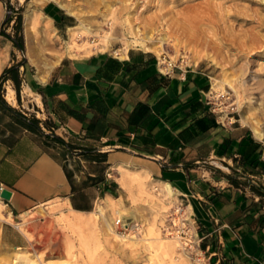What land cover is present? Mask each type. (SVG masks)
Masks as SVG:
<instances>
[{
  "label": "crops",
  "instance_id": "obj_1",
  "mask_svg": "<svg viewBox=\"0 0 264 264\" xmlns=\"http://www.w3.org/2000/svg\"><path fill=\"white\" fill-rule=\"evenodd\" d=\"M7 5L0 0V194L10 196L0 195V218L57 199L90 211L137 172L178 191L213 261L264 264V195L244 181L264 185V143L215 111L206 76L168 71L141 47L66 55L38 70L2 32ZM49 14L66 24L61 9Z\"/></svg>",
  "mask_w": 264,
  "mask_h": 264
},
{
  "label": "rangeland",
  "instance_id": "obj_2",
  "mask_svg": "<svg viewBox=\"0 0 264 264\" xmlns=\"http://www.w3.org/2000/svg\"><path fill=\"white\" fill-rule=\"evenodd\" d=\"M59 1L81 15L68 13L55 0H7L12 19L5 32L13 34L14 20L21 13L24 54L34 68L51 67L58 62L56 54L61 58L84 51H120L161 41L160 59L164 56L174 62V68L201 71L215 111L247 124L253 132L257 129L259 134H254L264 143V0ZM57 9L66 16V24L59 27L48 16ZM27 11L39 20L35 35L42 44L31 56L25 46ZM44 15L50 22L48 30L40 26ZM92 41L99 46L92 48ZM67 42L73 45L69 52ZM127 174L131 184H118L114 196L100 197L90 211L80 212L84 218L80 226L67 224L64 216L75 213L59 199L16 215L10 222L0 218V264H217L196 236L190 237L189 245L180 237L181 245L169 255L163 253L156 238L169 241L172 235H181L173 219L174 202L178 204L181 196L176 194L174 202L164 205L153 190V179L137 172ZM138 180L147 182L139 186ZM99 204H103L102 213L97 210ZM116 213L138 223V228L122 234L133 242L122 244L118 239L121 233L112 224ZM107 222L113 232L107 230Z\"/></svg>",
  "mask_w": 264,
  "mask_h": 264
},
{
  "label": "bare ground",
  "instance_id": "obj_3",
  "mask_svg": "<svg viewBox=\"0 0 264 264\" xmlns=\"http://www.w3.org/2000/svg\"><path fill=\"white\" fill-rule=\"evenodd\" d=\"M55 1H57V3H58V5L59 6H61V7H63L64 9H66L67 11H68V13H71V14H75V15H77L78 17L81 15L79 12V10H77V11H74V10H72L71 8H69V6H67L66 4H64V3H62L61 1H59V0H55ZM73 7V6H72ZM79 11V12H78ZM35 17V15H34V13L32 12V11H27L26 13H25V25H26V27H25V46H26V53H28V55L29 56H31V54H32V52L34 51V48H42V44L41 43H39V40H40V38H39V40H38V36L36 37V35H35V32H36V29H37V23L39 22V20H37V18H34ZM38 17H40V16H38ZM42 18V19H41ZM44 18H46L45 17V15L44 16H41L40 17V19L42 20L41 21V23H40V26H41V28L42 27H44V28H46L45 30H48L47 28L48 27H51L50 26V22H48V20L46 21ZM48 19V18H47ZM183 20V19H182ZM39 24V23H38ZM39 28V27H38ZM75 28V26H70L69 27V29H74ZM49 29H51V28H49ZM200 33V32H199ZM50 36V35H49ZM48 36V37H49ZM56 35L54 34V33H52L51 34V37L53 38V37H55ZM150 37H152V36H148V39L150 38ZM153 38V37H152ZM151 39V38H150ZM158 40V39H157ZM160 40H165V38L164 37H161V39ZM159 40V41H160ZM43 42V41H42ZM65 42V41H64ZM156 42V41H155ZM158 42V41H157ZM163 42H161L160 41V44H158V45H156V46H153V41L152 40H150L149 41V43L146 41V43H144V42H142L141 43V45H143V48L144 49H146V50H155L156 52H158V51H160V49L163 47V46H161V44H162ZM89 45L92 47V48H97L98 46H99V43H96V42H94V41H92V42H90L89 43ZM160 46H161V48H160ZM65 48H66V51H71L72 50V48H73V45L71 44V43H69V42H67L66 43V46H65ZM163 49V48H162ZM40 51V50H39ZM117 52L119 51V50H116ZM120 51H121V49H120ZM66 53V52H65ZM162 52L160 51V53L158 54V56L161 54ZM56 56H58L57 57V61L60 59V54H56ZM206 56V55H205ZM160 58V57H159ZM170 63V60H165V59H163L162 58V60L160 61V64L162 65L163 63ZM172 62V61H171ZM46 67H50L49 65L48 66H46ZM13 92V91H12ZM11 93L10 92H8V96L7 97H9V99L11 98ZM13 98V97H12ZM254 133H256V134H259V131L257 130V129H255L254 128ZM120 178H123V177H120ZM122 181V180H121ZM124 181V180H123ZM122 181V182H123ZM123 184H124V182H123ZM122 184V185H123ZM126 184V183H125ZM139 186H142V184L141 183H139ZM144 187V186H143ZM153 190H157L158 192H159V195L162 197V198H158V199H160V201H161V203H163L164 205H165V203H166V201H167V203L168 202H170V203H172V202H174L173 200L175 199V195L178 193V191L176 190V189H174L171 185H170V183L169 182H166V181H158V184H154L153 186ZM139 188V187H138ZM141 189V188H140ZM157 192V193H158ZM157 195V194H156ZM152 196V195H151ZM154 196V195H153ZM177 196V195H176ZM105 200H107V199H105ZM109 204H112V202L111 203H109ZM174 204H175V208H176V210L177 211H180V209L178 208L177 209V204L174 202ZM107 205V204H106ZM0 206H1V204H0ZM109 206V205H108ZM2 207V206H1ZM186 208V207H185ZM184 208V212L186 211V209ZM97 210L99 211V212H103V204H99L98 205V207H97ZM1 212H3V211H1ZM73 212L75 213V214H73V215H66V216H64V219H65V221L67 222V224L69 225V226H80L82 223H84V218L83 217H81L79 214H80V212L79 211H74L73 210ZM118 212H119V210H118ZM83 213V212H82ZM120 213V212H119ZM4 213H0V216H2ZM2 218V217H1ZM8 219L9 220H11V216H10V214H9V216H8ZM64 221V222H65ZM87 221V220H86ZM85 221V222H86ZM105 221V220H104ZM108 222H110V221H108ZM106 223V227H107V230L109 231V232H113V227L110 225V223ZM132 228H138V223H136V222H134V221H132ZM16 225L17 226H20V224L19 223H16ZM170 233V232H169ZM119 234V233H118ZM117 235V234H116ZM121 237H118V239L120 240V242L122 243V244H126L128 241H132L131 239H130V237H128L129 235H127V237H123L124 235H122V234H119ZM135 235H137V234H135ZM134 235H132L131 236V238L133 237ZM117 237V236H116ZM160 237V236H159ZM156 238V239H158V240H156V241H159V243H158V247L160 248V250L163 252V253H165V254H167L169 251H171L170 253H172V251H174L175 250V248L176 247H178L179 245H181V242H180V236L179 235H172L170 238V240L169 241H163L162 239H160V238ZM147 239V238H146ZM164 239V238H163ZM180 239V240H179ZM67 240V239H66ZM165 240H167V239H165ZM134 241V240H133ZM132 241V242H133ZM179 242V243H178ZM84 243V242H83ZM154 244H155V242H154ZM157 244V243H156ZM157 247V246H156ZM157 247V248H158ZM177 252V251H176ZM174 253V252H173ZM168 255H169V253H168ZM173 255V254H172ZM172 259V258H171Z\"/></svg>",
  "mask_w": 264,
  "mask_h": 264
},
{
  "label": "built area",
  "instance_id": "obj_4",
  "mask_svg": "<svg viewBox=\"0 0 264 264\" xmlns=\"http://www.w3.org/2000/svg\"><path fill=\"white\" fill-rule=\"evenodd\" d=\"M7 12L9 15V13H11V9L7 8ZM163 59L166 60V58L164 56H163ZM161 60L162 59L158 58L159 62ZM161 66L169 71V70H172L174 67H176V64L174 62L170 61V63L164 62ZM183 201L184 200L182 199V196H181V201L176 206L177 209L178 208L180 209V211H177V210H175L176 208H174L173 219L175 222L174 221L173 222L175 223V226H176V228H175L176 232L178 234H181L179 236L181 238H185L186 244L189 245V243L192 242L190 237L196 236L198 241H200V237L195 230L194 221H193L191 213L188 210L184 212V208L187 207V204L183 203ZM190 222L192 223V226L194 229V234H193L192 229L189 225ZM112 224H113L114 228L118 232H120L121 234L128 233L130 230H134V228H132V225H133L132 222H128L126 220V218H124V216L119 215L118 213H116V216H114Z\"/></svg>",
  "mask_w": 264,
  "mask_h": 264
},
{
  "label": "trees",
  "instance_id": "obj_5",
  "mask_svg": "<svg viewBox=\"0 0 264 264\" xmlns=\"http://www.w3.org/2000/svg\"><path fill=\"white\" fill-rule=\"evenodd\" d=\"M65 17L66 16H64V18ZM11 19H12V16L11 14H9L6 20L3 22V27L7 25ZM56 25L59 26V24L57 23ZM13 28H14L13 34L7 33L4 30H2V32L13 40L14 45L19 50L24 51V41H23V34H22V16H21V13L19 12L16 15V19L14 20ZM54 137L55 139L60 140V138H58L57 136H54ZM258 164H259V161H257L256 165ZM246 168H248L249 171H255L254 168H249V167H246ZM231 174H232V177L230 176L229 179L232 183H237L238 180L241 179V178H238V175L233 177V174H237V171L235 169L232 170ZM244 181L246 182V185L249 187L251 191H253L254 193L260 194V195H264V185H262L259 182L255 183V182L248 181L247 177L244 178Z\"/></svg>",
  "mask_w": 264,
  "mask_h": 264
},
{
  "label": "water",
  "instance_id": "obj_6",
  "mask_svg": "<svg viewBox=\"0 0 264 264\" xmlns=\"http://www.w3.org/2000/svg\"><path fill=\"white\" fill-rule=\"evenodd\" d=\"M3 198H9L10 196V191L4 189L1 191V194H0Z\"/></svg>",
  "mask_w": 264,
  "mask_h": 264
}]
</instances>
